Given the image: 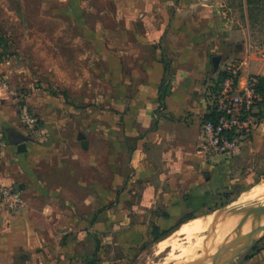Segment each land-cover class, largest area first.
<instances>
[{
    "label": "crops",
    "instance_id": "0c3cea01",
    "mask_svg": "<svg viewBox=\"0 0 264 264\" xmlns=\"http://www.w3.org/2000/svg\"><path fill=\"white\" fill-rule=\"evenodd\" d=\"M56 2L72 5L83 0H21L25 8ZM121 2L128 5L130 24L122 34L120 28L112 32L127 37L123 51L131 73L128 105L113 114L111 159H44L43 152L28 159L33 145L27 139V150L19 152L13 143L21 121L11 101L5 100L8 92L0 83V135L7 134L9 140L0 182L22 191L27 201L18 212L0 203V264H86L82 249L73 255L69 234L86 222L76 213L88 204L89 196L96 201L104 194L118 196L121 189L122 195L129 196L133 185L140 183L141 195L152 197L154 209L168 214L160 218L161 227L167 228L188 210V201L208 196L221 180V171L231 165V159H205L197 145L202 122L213 114L223 72L229 64L247 60L246 11L238 8L240 15H234L227 0H113L117 5ZM169 3L176 8L169 19L162 9L154 13L153 5ZM66 14L71 17L70 6ZM112 18H119V12ZM98 31L102 35L103 27ZM64 32L72 34L68 28ZM116 51L112 45L113 68L121 65V49ZM102 52L101 47L100 60ZM251 73L264 75V59L254 54L243 67V78ZM263 144L264 117L244 141V154L257 153ZM105 166L111 174V190L104 193ZM123 166L129 170L126 177L121 175ZM260 173L253 172L251 178ZM236 260L264 264V236Z\"/></svg>",
    "mask_w": 264,
    "mask_h": 264
},
{
    "label": "rangeland",
    "instance_id": "374dc122",
    "mask_svg": "<svg viewBox=\"0 0 264 264\" xmlns=\"http://www.w3.org/2000/svg\"><path fill=\"white\" fill-rule=\"evenodd\" d=\"M69 6L71 17L66 14ZM155 7L153 5L154 13L162 9L168 19L176 11L170 3ZM127 8L126 3L117 5L113 0H83L72 5L63 2L28 4L26 8L21 0H0V52L5 48L9 54L0 58V83L8 92L5 100L11 101L20 121L24 105L38 119L36 131L27 129L22 122L19 125V134L24 131L33 145L28 159L42 152L44 159L98 158L104 162L111 159L113 114L116 109L122 110L128 105L127 82L131 68L127 66V54L123 51L127 37L121 35L130 24ZM231 10L234 15H240L237 6ZM116 12L119 18H112V13ZM53 14L54 18L47 17ZM240 22L243 24L242 20ZM101 26L103 32L99 35ZM66 28L72 30L71 35L65 34ZM114 28H120L121 34L113 33ZM249 31L247 60L251 54L264 59V33L251 28ZM112 45L116 52L121 49L118 53L121 65L117 68L112 67ZM259 114L261 123L264 104ZM3 138L9 141L7 134ZM257 151L247 156L242 148L236 155L222 157L232 162L221 171V180H217L208 196L188 201V210L167 228L161 227L160 218L168 214L155 210L159 207L154 209L152 197L141 195L140 183L133 185V193L129 196L122 195L123 189L118 196L104 194L97 196L96 201L89 196L88 204L76 213L86 222L82 221L81 228L77 224L69 234L73 255L82 249V254L92 259L99 241L100 253L94 264H199L206 261L214 253L205 254L204 248L217 239V234L209 230L202 233L200 239L205 240L187 256L182 255L181 247L161 250L159 243L172 237L184 222H189L187 217L191 216L192 221L209 222L210 215L238 202L259 184L264 179V144ZM122 169L121 175L128 176V168L123 166ZM253 172L261 173L252 179ZM56 176L63 179L59 173ZM88 176L93 177L90 169ZM103 178L104 193L110 192L111 174L106 166ZM179 241L182 247L188 245L185 236L179 237ZM180 255L182 261H176ZM238 263L236 260L232 264Z\"/></svg>",
    "mask_w": 264,
    "mask_h": 264
},
{
    "label": "built area",
    "instance_id": "2783aa9c",
    "mask_svg": "<svg viewBox=\"0 0 264 264\" xmlns=\"http://www.w3.org/2000/svg\"><path fill=\"white\" fill-rule=\"evenodd\" d=\"M248 60L242 59L229 65L222 78L211 117L201 125L198 148L205 159L230 157L238 154L246 138L260 123L262 95L258 91V78L248 74L243 78V67ZM21 122L31 131H36L38 119L26 105L21 109ZM7 141L0 135V164ZM0 203L11 212L27 207L22 191L0 182Z\"/></svg>",
    "mask_w": 264,
    "mask_h": 264
},
{
    "label": "bare ground",
    "instance_id": "6f19581e",
    "mask_svg": "<svg viewBox=\"0 0 264 264\" xmlns=\"http://www.w3.org/2000/svg\"><path fill=\"white\" fill-rule=\"evenodd\" d=\"M263 211L264 179L259 184L247 191L244 194L243 198L234 203L233 207L229 209L228 212H215L214 214L209 216V222L208 220L201 219L193 221L191 220L183 224L172 237H169L167 240L160 242L159 247L161 250H164L168 247H170L172 250H177L181 247L183 251L182 255H188L192 251H194L195 248L199 247V245L205 240L204 238L200 239L202 237V233L209 230L210 232H212V234H217V239H215V241L204 248V253H216L222 249L228 248L238 243L244 235L251 232L258 225L262 224L263 221L261 217ZM181 236H185L188 239V245L185 244V246L183 245V247L180 246L181 243L179 242L181 241H179V237L181 238ZM182 255H180L178 259H176L177 256H175L174 258L176 259V261L180 262L182 261ZM223 256L226 257L225 255ZM190 257L191 256H189V258ZM221 260L222 259L220 257H217L216 259L211 260L206 264H220Z\"/></svg>",
    "mask_w": 264,
    "mask_h": 264
},
{
    "label": "water",
    "instance_id": "95a60500",
    "mask_svg": "<svg viewBox=\"0 0 264 264\" xmlns=\"http://www.w3.org/2000/svg\"><path fill=\"white\" fill-rule=\"evenodd\" d=\"M27 139L28 138L25 135L19 134L17 138L12 140L17 146L19 152H25L27 150ZM233 205L234 204L225 206L222 209V212H228L229 209L233 207ZM261 219L263 220V223L258 225L251 232L244 235L238 243L210 255L206 261H200L199 264H206L217 257L222 259L220 264H232L237 258L245 254L260 238L264 236V211L262 213Z\"/></svg>",
    "mask_w": 264,
    "mask_h": 264
},
{
    "label": "trees",
    "instance_id": "16d2710c",
    "mask_svg": "<svg viewBox=\"0 0 264 264\" xmlns=\"http://www.w3.org/2000/svg\"><path fill=\"white\" fill-rule=\"evenodd\" d=\"M230 5L231 6H234V5L237 6L243 12L246 11L247 18L249 21V26H250L251 30H254V31L257 30V31H261L264 33V0H231ZM6 54H8L7 50L5 48H3V51L0 52V58H2L3 55H6ZM165 86H166V81L163 82L161 89H160L159 99L161 101H164V99H165ZM257 89L262 95V100L259 103V106L261 107V105L264 104V76H261L258 78ZM187 218L191 219V216L187 217ZM184 221L185 220H183L182 223ZM99 244H100V242L97 241V246L95 248V251L93 252V257H92V259H89L87 257L86 264H94L95 263L96 258H97V254L100 250Z\"/></svg>",
    "mask_w": 264,
    "mask_h": 264
}]
</instances>
